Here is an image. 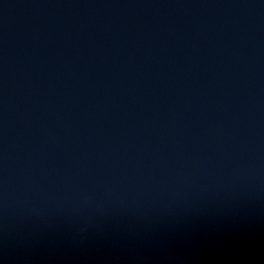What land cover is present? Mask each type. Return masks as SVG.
<instances>
[{"label":"water","instance_id":"obj_1","mask_svg":"<svg viewBox=\"0 0 264 264\" xmlns=\"http://www.w3.org/2000/svg\"><path fill=\"white\" fill-rule=\"evenodd\" d=\"M0 264H264V0H0Z\"/></svg>","mask_w":264,"mask_h":264}]
</instances>
